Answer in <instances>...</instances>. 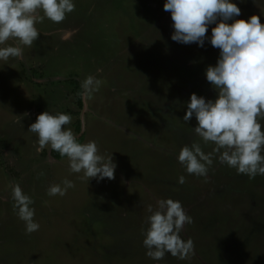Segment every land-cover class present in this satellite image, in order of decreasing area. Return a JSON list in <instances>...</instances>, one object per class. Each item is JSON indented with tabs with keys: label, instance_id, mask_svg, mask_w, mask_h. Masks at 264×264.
I'll use <instances>...</instances> for the list:
<instances>
[{
	"label": "rangeland",
	"instance_id": "obj_1",
	"mask_svg": "<svg viewBox=\"0 0 264 264\" xmlns=\"http://www.w3.org/2000/svg\"><path fill=\"white\" fill-rule=\"evenodd\" d=\"M73 2L63 22L36 24L40 35L22 46L23 58L0 60V264H264V175L249 179L215 154L206 178L178 161L185 145L198 142L206 154L215 147L195 134V116L183 120L191 94L217 97L205 76L219 58L210 43L215 24L205 47L181 43L180 50L166 0ZM231 2L241 14L228 23L257 15L264 24V0ZM89 75L99 90L85 98L81 87L80 105L71 80L82 85ZM44 111L70 114L65 127L81 143L94 140L112 155L114 179L87 180L50 147L38 153L28 129ZM64 179L75 187L49 196ZM14 184L33 200L40 227L31 234L14 207ZM169 198L192 218L180 235L194 252L155 261L143 245L147 206Z\"/></svg>",
	"mask_w": 264,
	"mask_h": 264
},
{
	"label": "clouds",
	"instance_id": "obj_2",
	"mask_svg": "<svg viewBox=\"0 0 264 264\" xmlns=\"http://www.w3.org/2000/svg\"><path fill=\"white\" fill-rule=\"evenodd\" d=\"M170 12L174 31L171 39L178 43H197L203 47L208 25L212 28L210 43L220 50L215 66L206 68L207 81L217 92L216 99L205 100L195 93L190 95L185 122L193 116L197 126L193 128L205 144L215 145L212 153H205L201 144L185 145L178 153V161L188 174L207 177L213 163V155L222 164L235 168L238 174L254 179L264 175V24L257 15L228 23L241 14L231 0H166L163 5ZM75 10L73 0H0V45L15 40V46L0 47V60L10 57L23 58V47H31L40 35L36 28L45 18L54 23L65 20L66 14ZM43 13L41 15L40 13ZM100 81L89 75L82 82L83 96L89 97L99 90ZM20 124L21 117L16 116ZM72 116L66 113H40L28 131L38 137L36 151L46 147L67 157L71 173H83L89 180L114 179L116 164L111 154H101L96 141H78L71 128ZM184 184V176L178 178ZM61 184L50 185L49 196H64L74 183L64 179ZM14 207L25 223V231L31 234L40 225L34 221L33 200L19 184L12 187ZM151 213L144 231L143 245L152 260L164 259L166 253L181 260L194 252L192 239L184 240L180 233L192 218L186 214L180 201L161 199L156 209L147 206Z\"/></svg>",
	"mask_w": 264,
	"mask_h": 264
},
{
	"label": "trees",
	"instance_id": "obj_3",
	"mask_svg": "<svg viewBox=\"0 0 264 264\" xmlns=\"http://www.w3.org/2000/svg\"><path fill=\"white\" fill-rule=\"evenodd\" d=\"M258 11V10H257ZM256 11V12H257ZM174 42V45L176 46L177 45V43L178 42H175V41H173ZM176 43V44H175ZM182 44L181 43H179V47L177 46V49H180V50H182ZM204 47H205V45H203ZM71 83H73L74 84V91H75V93H76V98H77V100H78V103L81 105L82 104V101H81V85H80V83H78V82H76L75 80H71ZM79 124H77L76 125V128H77V131H79V129H80V125L78 126ZM78 138V141L79 142H82V135H80V136H78L77 137ZM51 154H52V156L54 157V158H56V159H60V158H64V157H62V156H60V154L58 153V152H56V151H54V150H52L51 149ZM91 250H92V248H91ZM93 251V253L95 252L94 250H92ZM100 259H104L103 258V256H101L100 257Z\"/></svg>",
	"mask_w": 264,
	"mask_h": 264
}]
</instances>
